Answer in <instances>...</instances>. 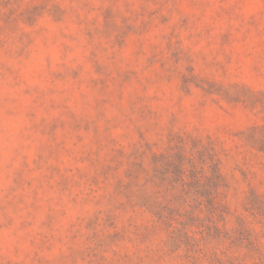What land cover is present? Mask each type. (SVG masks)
Segmentation results:
<instances>
[{
	"label": "rangeland",
	"instance_id": "rangeland-1",
	"mask_svg": "<svg viewBox=\"0 0 264 264\" xmlns=\"http://www.w3.org/2000/svg\"><path fill=\"white\" fill-rule=\"evenodd\" d=\"M0 264H264V0H0Z\"/></svg>",
	"mask_w": 264,
	"mask_h": 264
}]
</instances>
